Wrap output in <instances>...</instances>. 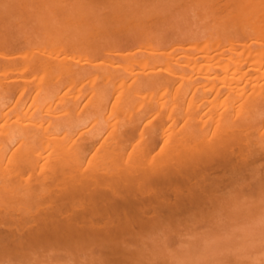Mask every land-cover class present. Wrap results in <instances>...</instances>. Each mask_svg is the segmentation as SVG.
<instances>
[{
    "label": "bare ground",
    "instance_id": "6f19581e",
    "mask_svg": "<svg viewBox=\"0 0 264 264\" xmlns=\"http://www.w3.org/2000/svg\"><path fill=\"white\" fill-rule=\"evenodd\" d=\"M210 39L116 61L0 49L2 253L70 241L125 258L264 174V22Z\"/></svg>",
    "mask_w": 264,
    "mask_h": 264
},
{
    "label": "rangeland",
    "instance_id": "374dc122",
    "mask_svg": "<svg viewBox=\"0 0 264 264\" xmlns=\"http://www.w3.org/2000/svg\"><path fill=\"white\" fill-rule=\"evenodd\" d=\"M248 20L263 24L264 0H0V49L63 47L73 59L102 61L153 49L185 56ZM262 175L227 195L219 210L193 211L141 237L147 243L129 242L125 258L97 244L52 241L17 250L37 249L33 256L0 251V264H264Z\"/></svg>",
    "mask_w": 264,
    "mask_h": 264
}]
</instances>
